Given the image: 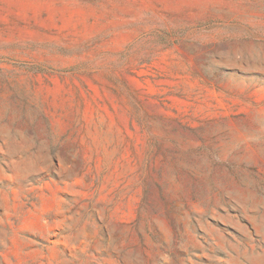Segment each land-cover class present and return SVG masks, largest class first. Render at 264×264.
Wrapping results in <instances>:
<instances>
[{"label": "rangeland", "instance_id": "obj_1", "mask_svg": "<svg viewBox=\"0 0 264 264\" xmlns=\"http://www.w3.org/2000/svg\"><path fill=\"white\" fill-rule=\"evenodd\" d=\"M0 264H264V0H0Z\"/></svg>", "mask_w": 264, "mask_h": 264}]
</instances>
